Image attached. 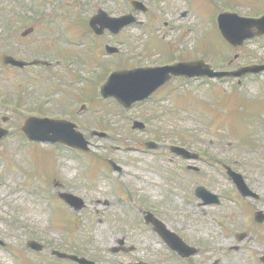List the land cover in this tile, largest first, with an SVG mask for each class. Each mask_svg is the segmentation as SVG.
I'll return each instance as SVG.
<instances>
[{
	"label": "rangeland",
	"instance_id": "rangeland-1",
	"mask_svg": "<svg viewBox=\"0 0 264 264\" xmlns=\"http://www.w3.org/2000/svg\"><path fill=\"white\" fill-rule=\"evenodd\" d=\"M187 1L196 17L191 13L177 23L169 12L172 1L158 0L150 4V18H164L166 27L143 32L129 26L116 37L92 38L87 21L94 12L126 13L128 0H0V126L10 129L0 143V264H71L50 254L53 249L97 264H179L163 239L144 225L142 210L152 211L186 243L201 248L185 264H261L264 227L253 217L256 210L264 212V71L222 81L175 80L128 110L112 102L105 104L109 110H101L97 103L98 88L110 72L171 56L204 58L222 70L264 64V37L240 48L226 46L214 7L220 0ZM195 2L200 8L191 7ZM261 9L264 4L234 8L253 16ZM140 19L148 28L147 17ZM30 27L34 30L22 36ZM177 31L187 38L180 46L169 45L176 53L155 54L148 48L150 40L167 46L162 38L172 41ZM106 43L120 47L117 56L105 54ZM9 53L44 59L50 66L8 71L1 58ZM86 89H94L96 96ZM239 95L244 102L238 103ZM82 104L86 109L79 111ZM29 115L78 124L89 153L28 142L20 125ZM2 116L9 122L3 123ZM132 120L143 121L145 128L132 129ZM256 121L260 128L251 130L257 142L248 145L243 136L251 128L248 122ZM91 130L107 135L92 136ZM147 141L158 146L147 149ZM170 145L199 157L183 160L170 152ZM107 159L121 171L110 169ZM224 166L242 174L258 199L241 198ZM198 184L218 194L219 204L203 206L194 194ZM59 191L83 199L84 207L71 210ZM243 232L239 240L236 233ZM28 240L44 248L35 252ZM119 240L132 250L113 254L110 249Z\"/></svg>",
	"mask_w": 264,
	"mask_h": 264
},
{
	"label": "water",
	"instance_id": "water-1",
	"mask_svg": "<svg viewBox=\"0 0 264 264\" xmlns=\"http://www.w3.org/2000/svg\"><path fill=\"white\" fill-rule=\"evenodd\" d=\"M134 21L130 15L110 18L106 13L99 10L94 17L89 21V26L92 27L93 31L97 34H101L105 27L109 28L112 32L116 33L119 29L127 26V24ZM219 29L222 32L223 37L230 42L233 46L242 45L243 40L255 36L256 34H264V17L258 19H243L237 17V15L223 14L219 16ZM254 28L256 32L252 30ZM108 52L116 51L107 47ZM12 58H7L11 60ZM14 64L23 65V62L13 61ZM264 69V66H247L245 68L236 69V71H226V72H214L211 70L210 66L203 64L201 61H193L191 63H179L173 64L171 66H163L160 68H139L133 70H118L108 76L107 81L101 86V95L104 98L112 96L122 104L125 108H130V106L145 98L149 97L151 93L157 90L162 84L169 81L172 76H209V77H236L242 76L247 73H258V71ZM134 126L139 128L143 127V124L135 122ZM23 132L30 140H38L41 142H61L65 145L72 146L76 149L83 151H88V142L84 139L83 134L76 130V125L68 121L61 120H51L49 118L41 119L36 117L28 118L22 128ZM7 131L3 128L0 129V139L2 136L6 135ZM104 135L103 133H99ZM177 152L184 153L181 149L175 148ZM174 149V150H175ZM109 165L114 169L120 170L117 165L114 164L112 160H109ZM229 177L235 182L238 191L244 196H255L253 191H250L243 181L241 175L234 171L227 169ZM198 197H201L204 204H210L212 202L217 203L218 199L216 195L208 193L204 187L199 186L196 190ZM60 196L69 205L74 206L75 209H80L82 206V200L74 197L71 194L60 193ZM257 219H264L262 213L257 214ZM155 228L158 229L161 236L166 240V242L171 246V248L176 250H184L181 241L170 231L159 222L153 220ZM36 248V244L30 243ZM38 249L40 248L37 247ZM190 252H194L190 249L184 252V255H189ZM54 254L61 257H66L77 261L79 264H94L92 262L83 259H78L74 255H67L65 253L54 252Z\"/></svg>",
	"mask_w": 264,
	"mask_h": 264
},
{
	"label": "flooded vegetation",
	"instance_id": "flooded-vegetation-1",
	"mask_svg": "<svg viewBox=\"0 0 264 264\" xmlns=\"http://www.w3.org/2000/svg\"><path fill=\"white\" fill-rule=\"evenodd\" d=\"M141 2H144L145 5L149 6V4L153 3V2H157L158 0H139ZM172 1V5L171 7H169V12H171L172 16H175V21H178L179 18H178V15L179 17H185L187 16L188 14H191L192 11H190V7L188 6V1L187 0H170ZM177 2V3H176ZM261 4H264V0H220L219 4H214V7H215V10H219L220 12L224 10H234V8H248V7H255L256 5H261ZM192 8H200L198 6V4L195 2L191 5ZM149 12H147V15H148ZM11 53H9L10 55ZM5 55V54H4ZM13 55V54H11ZM14 56V55H13ZM15 58H18L16 56H14ZM2 61H4V56H2ZM24 60H27L29 61V59H25V58H22ZM193 58H188V57H182V58H178V57H174V58H171V59H167L166 61H164L163 63H171V62H176V61H182V60H193ZM151 65H157L158 63H150ZM150 64H144L145 66H150ZM161 64V63H159ZM37 66H46V67H49L50 66V63L46 62L45 64H39ZM34 67V66H32ZM31 66H25V67H21L22 70L24 69H31L32 68ZM2 68H4L5 70H8V71H14V70H21L19 69V67L15 66V65H12V64H6L5 62H3V65H2ZM19 98L22 99V97L20 96ZM21 105V104H20ZM1 121H6V122H9V117H7L6 119L4 118V116H2V119ZM255 221V220H254ZM256 224H259L255 221ZM260 226L264 227V222H262V224H259ZM233 249H236V247L234 246ZM238 249V248H237ZM122 252H126V251H130L132 250L130 247L127 249L123 246V243L120 244V249ZM177 258V257H176ZM178 259V258H177ZM63 262H69L71 264H77L75 263L74 261H69V260H66V259H63L62 260ZM178 262L179 264L181 263V259H178ZM130 264H142V262H137V263H133V262H130ZM256 264H259V263H256Z\"/></svg>",
	"mask_w": 264,
	"mask_h": 264
}]
</instances>
